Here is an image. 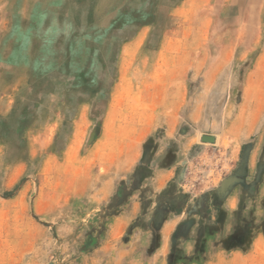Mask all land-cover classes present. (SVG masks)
Wrapping results in <instances>:
<instances>
[{
	"label": "rangeland",
	"instance_id": "1",
	"mask_svg": "<svg viewBox=\"0 0 264 264\" xmlns=\"http://www.w3.org/2000/svg\"><path fill=\"white\" fill-rule=\"evenodd\" d=\"M96 1L0 0V264H264V0Z\"/></svg>",
	"mask_w": 264,
	"mask_h": 264
},
{
	"label": "crops",
	"instance_id": "2",
	"mask_svg": "<svg viewBox=\"0 0 264 264\" xmlns=\"http://www.w3.org/2000/svg\"><path fill=\"white\" fill-rule=\"evenodd\" d=\"M106 4H110L109 6H112L113 8H116L117 7V0H97L96 1V11H97V22H101V20L104 18L105 19V15H101L100 14V11H101V8L103 6H105ZM122 6L124 7H127L128 6V2L127 4L125 3H121ZM123 7V8H124ZM126 13H130L129 11H126ZM117 20H115L114 22H116ZM116 29V28H115ZM114 29V31H115ZM133 37V36H132ZM167 180H164L162 177H160V179H158L156 182H157V186H158V189L162 188L163 187V184L166 183Z\"/></svg>",
	"mask_w": 264,
	"mask_h": 264
},
{
	"label": "bare ground",
	"instance_id": "3",
	"mask_svg": "<svg viewBox=\"0 0 264 264\" xmlns=\"http://www.w3.org/2000/svg\"><path fill=\"white\" fill-rule=\"evenodd\" d=\"M237 2L239 3L240 2V0H237ZM29 23V22H28ZM62 30V29H61ZM69 49V48H68Z\"/></svg>",
	"mask_w": 264,
	"mask_h": 264
}]
</instances>
